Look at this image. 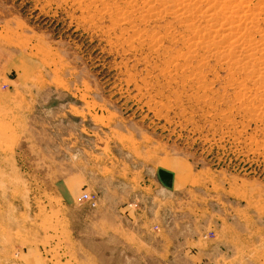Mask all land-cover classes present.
<instances>
[{"label": "rangeland", "instance_id": "obj_1", "mask_svg": "<svg viewBox=\"0 0 264 264\" xmlns=\"http://www.w3.org/2000/svg\"><path fill=\"white\" fill-rule=\"evenodd\" d=\"M186 242L264 264V0H0V264Z\"/></svg>", "mask_w": 264, "mask_h": 264}, {"label": "crops", "instance_id": "obj_2", "mask_svg": "<svg viewBox=\"0 0 264 264\" xmlns=\"http://www.w3.org/2000/svg\"><path fill=\"white\" fill-rule=\"evenodd\" d=\"M177 171H173V169L168 168V167H161L158 171H157V175L158 178H161V180H159V182L161 183V185L166 189H172L174 187L175 189V185H177L178 183V174L176 173ZM71 195H73L72 197L75 198V195L70 191ZM191 245V244H190ZM180 255L184 256V258L186 259H190L192 261L193 264H206L205 263V259H207L206 252L202 249V247L200 245H195L193 247V245H191L189 247V245L187 244V242L185 243L184 246H182V250H180Z\"/></svg>", "mask_w": 264, "mask_h": 264}, {"label": "built area", "instance_id": "obj_3", "mask_svg": "<svg viewBox=\"0 0 264 264\" xmlns=\"http://www.w3.org/2000/svg\"><path fill=\"white\" fill-rule=\"evenodd\" d=\"M83 201L90 203V205L96 206L97 199L90 195H84Z\"/></svg>", "mask_w": 264, "mask_h": 264}, {"label": "bare ground", "instance_id": "obj_4", "mask_svg": "<svg viewBox=\"0 0 264 264\" xmlns=\"http://www.w3.org/2000/svg\"><path fill=\"white\" fill-rule=\"evenodd\" d=\"M181 2H183V1H181ZM236 3V2H235ZM237 7V6H236ZM232 9V8H231ZM234 14V13H233ZM245 24V23H244ZM214 27V26H213ZM235 28H237V27H235ZM236 30V29H235ZM192 39V38H191ZM198 40V39H197ZM200 44V43H199ZM230 48V47H229Z\"/></svg>", "mask_w": 264, "mask_h": 264}]
</instances>
